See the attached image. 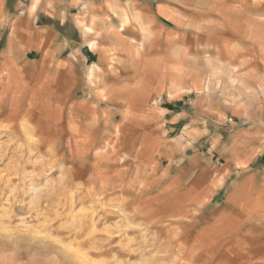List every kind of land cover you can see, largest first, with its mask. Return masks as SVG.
Segmentation results:
<instances>
[{"label":"crops","instance_id":"1","mask_svg":"<svg viewBox=\"0 0 264 264\" xmlns=\"http://www.w3.org/2000/svg\"><path fill=\"white\" fill-rule=\"evenodd\" d=\"M1 105L70 152L113 140L119 182L141 163L264 251V0H0ZM2 239L0 264H46Z\"/></svg>","mask_w":264,"mask_h":264},{"label":"rangeland","instance_id":"2","mask_svg":"<svg viewBox=\"0 0 264 264\" xmlns=\"http://www.w3.org/2000/svg\"><path fill=\"white\" fill-rule=\"evenodd\" d=\"M38 135L35 122L12 118L0 106V242L21 243L24 259L53 264L56 254L58 264H264V251L243 249V236L227 233L234 228H219L234 218H215L213 211L179 217L175 197L148 185L156 172L147 166L125 162L119 182L113 140L75 153L67 138L57 146Z\"/></svg>","mask_w":264,"mask_h":264},{"label":"bare ground","instance_id":"3","mask_svg":"<svg viewBox=\"0 0 264 264\" xmlns=\"http://www.w3.org/2000/svg\"><path fill=\"white\" fill-rule=\"evenodd\" d=\"M112 196V195H111Z\"/></svg>","mask_w":264,"mask_h":264}]
</instances>
